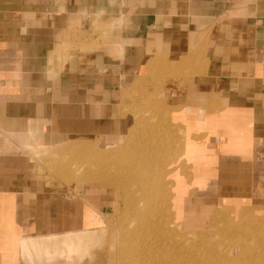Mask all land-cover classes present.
I'll return each mask as SVG.
<instances>
[{"label":"crops","instance_id":"obj_1","mask_svg":"<svg viewBox=\"0 0 264 264\" xmlns=\"http://www.w3.org/2000/svg\"><path fill=\"white\" fill-rule=\"evenodd\" d=\"M92 16L121 22L89 37ZM153 98L155 121L171 126L172 209L187 233L248 218L253 240L264 231V0H0V264H20L23 241L104 222L93 190L52 189L26 147L124 143Z\"/></svg>","mask_w":264,"mask_h":264},{"label":"rangeland","instance_id":"obj_2","mask_svg":"<svg viewBox=\"0 0 264 264\" xmlns=\"http://www.w3.org/2000/svg\"><path fill=\"white\" fill-rule=\"evenodd\" d=\"M88 22V31L84 33L88 32L87 36L92 37L94 34L103 35L109 27L121 21L92 16ZM102 27L106 30H102ZM146 103L145 116L137 121L141 130L130 135L128 142L103 146L99 139H94L99 152L120 149L110 155L116 158L117 164L111 162L107 167L103 163L98 166L86 162L89 168L86 170L87 178L77 170L84 159L78 156L82 154V150L75 145V141L55 147H26L35 157V171L44 183L51 185L52 189L65 191L67 195L91 189L94 193H89L98 199L100 210L103 208L105 213L104 222L94 230L46 235L21 242L20 264H127L122 255L127 249L131 252L134 249L142 251L148 245L149 251L156 257L154 264H180L186 261L192 264L193 258L205 264H264V231L255 232L252 240V227L245 222L243 226L237 225L243 220L253 224L251 219L231 220L220 228L212 229L209 234L187 233V227H183L179 216L172 209L174 203L168 163L170 146L174 141L171 126L166 125L167 129L165 124L155 121L152 110L155 107L154 98L147 99ZM98 169H109L108 172L113 174L100 179L93 178L92 172ZM122 169L127 181V191L124 189L126 185L121 184ZM132 176L151 183L157 194H160L161 187L165 185L168 194L166 205L161 204L163 195H156L158 201L151 205L139 198L141 185L136 183L137 177L133 180ZM123 190L130 192L127 194L132 199L129 206L122 200ZM158 197H161V201ZM138 209L146 210L139 214L142 221L135 219ZM165 213L168 215L167 219L164 217ZM231 225L237 226L231 228ZM161 229L159 239L156 235H159ZM124 231L127 233L125 236L122 234Z\"/></svg>","mask_w":264,"mask_h":264},{"label":"bare ground","instance_id":"obj_3","mask_svg":"<svg viewBox=\"0 0 264 264\" xmlns=\"http://www.w3.org/2000/svg\"><path fill=\"white\" fill-rule=\"evenodd\" d=\"M167 72H169V71H167ZM168 111H170V110H168ZM169 121V120H168ZM168 124H169V122H168ZM166 126V125H165ZM166 128L168 129V127L166 126ZM110 139V138H109ZM112 140V139H111ZM128 140H130L129 139V137H127V139H126V142H128ZM109 141V140H108ZM97 141H95L94 139H81V140H75V145L77 146V147H79V149H81L82 151V154L81 155H78L79 157H81V159H84L81 163V165L77 168V170L78 171H80L81 172V175L82 176H84L85 178H87L88 176H87V173H86V170L87 169H89L87 166H88V163H86V162H90L91 164H95V165H100V164H105L106 166L107 165H109L111 162H115L116 164H117V162H116V158H113L112 156H110L111 154H114V153H116L117 151H118V149H120V148H118V149H116V150H101V152H99L98 150H100V149H97V147H98V145H97V143H96ZM129 144V143H128ZM105 144H103V146H104ZM99 148V147H98ZM102 149V148H101ZM46 152V151H45ZM80 152V153H81ZM79 153V154H80ZM118 154V153H117ZM43 155V154H42ZM45 155V154H44ZM128 155V154H127ZM50 161V160H49ZM118 161V160H117ZM107 167H109V166H107ZM110 169V168H109ZM109 169H101V170H99L98 169V171H95L94 170V172H92V175H94L93 176V178H103V177H106L107 175H112L111 174V172L109 173L108 172V170ZM112 169V168H111ZM84 173H83V172ZM121 174H122V185L123 186H125L127 183V181H126V177H124V172H123V169L121 170ZM116 173H117V171H116ZM115 174V173H114ZM120 174V173H119ZM118 174V175H119ZM115 176V175H114ZM137 177V176H136ZM135 176H132L131 178L134 180L135 178H136ZM112 178V177H111ZM110 178V179H111ZM108 179H109V177H108ZM95 180V179H94ZM136 180H137V182L136 183H140V185H141V192H140V195H139V198H142V200H144L147 204H154L156 201H158V199H157V196H159V195H163V199H162V201H161V197H158L159 199H160V201H161V204H162V206H164V205H166V203H167V197H166V195H168L167 194V192H166V186L164 185V186H162L161 187V190H160V194H157L156 193V191H155V186L153 187V185L151 184V183H148V181H146L145 179H143V180H141V179H139L138 177L136 178ZM117 184V183H116ZM124 189H126V191H127V185H126V187H124ZM123 196H122V200L124 201V204H127L128 206H129V203H130V200H132V199H130V194L129 195H127L128 193H130V192H125L124 190H123ZM157 195V196H156ZM144 201H142V202H144ZM184 201V200H183ZM144 202V203H145ZM143 203V204H144ZM182 204H184V203H182ZM174 206V205H173ZM200 206H203V205H200ZM206 206V205H205ZM221 206V205H220ZM162 208H164V207H162ZM206 209H207V207H206ZM162 210H165V208L164 209H162ZM138 211H139V213L136 215V217H135V219L137 220V221H142V217H141V215H139L140 214V212L142 213V211H146V210H142V209H138ZM201 213H202V211H201ZM237 215V214H236ZM238 215H239V213H238ZM164 217L167 219L168 218V215H167V213H165L164 214ZM243 219V218H242ZM164 221H166V220H164ZM243 222H245V223H247V225L248 226H250V227H252V224L251 223H249L248 222V220H243V221H240V222H238V226H240V225H242L243 226ZM156 225H158V223L157 222H154ZM162 225H164V223H162ZM237 225H231V226H229V227H231V228H235ZM127 231V230H126ZM126 231H124L122 234L125 236L127 233H126ZM128 233H129V231H127ZM116 234V233H115ZM161 235H162V229L159 231V235H156L159 239L161 238ZM125 237H123V239H124ZM126 240V239H125ZM124 240V241H125ZM116 244V243H115ZM170 244H172V242L170 241ZM110 248H111V246H110ZM113 249V248H112ZM112 249H111V251H112ZM149 249H150V246L148 245V246H144V250H142V251H136L135 249H134V251H129V249H127V251L126 252H124L122 255H123V261L125 262V263H127V264H154V262H155V260H156V257H155V255L154 254H152V252L151 251H149ZM116 251V250H115ZM178 257V256H177ZM143 258H145V260H142ZM188 260V259H187ZM190 261V260H189ZM190 262H192V260L190 261ZM177 264H179V263H177ZM180 264H191V263H189V262H182V263H180ZM192 264H205V262H201V261H199V259H196V258H193V262H192Z\"/></svg>","mask_w":264,"mask_h":264}]
</instances>
